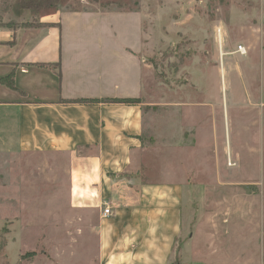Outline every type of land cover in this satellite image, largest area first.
Masks as SVG:
<instances>
[{"label":"rangeland","instance_id":"1","mask_svg":"<svg viewBox=\"0 0 264 264\" xmlns=\"http://www.w3.org/2000/svg\"><path fill=\"white\" fill-rule=\"evenodd\" d=\"M13 2L0 0V25L25 12L15 15ZM61 7L131 12L122 31L140 38L145 63L138 101L151 149L146 174L167 177L166 161L201 188L187 201L192 237L177 260L207 263L224 258L227 246L240 258L237 232L248 225L245 248L256 264L264 225V0H66ZM26 11L27 23H37ZM66 159L0 152V264H96L97 215L71 206Z\"/></svg>","mask_w":264,"mask_h":264},{"label":"crops","instance_id":"2","mask_svg":"<svg viewBox=\"0 0 264 264\" xmlns=\"http://www.w3.org/2000/svg\"><path fill=\"white\" fill-rule=\"evenodd\" d=\"M130 13L61 7L39 17L37 26L22 25L30 21L27 11L2 18L0 152L67 157L71 206L97 215L96 264H184L177 256L187 252L192 237L187 228L194 223L187 221V201L199 187L166 161L161 168L167 177L149 179L143 103L74 102L140 98L145 70L140 38L137 44L122 31V16ZM262 226L256 264H264ZM253 231L245 225L237 232L240 258L227 246L224 258L195 264H253L245 248ZM222 233L234 239L231 230Z\"/></svg>","mask_w":264,"mask_h":264},{"label":"trees","instance_id":"3","mask_svg":"<svg viewBox=\"0 0 264 264\" xmlns=\"http://www.w3.org/2000/svg\"><path fill=\"white\" fill-rule=\"evenodd\" d=\"M66 0H14L12 10L15 15L20 16L23 11L28 10L31 15L42 17L55 13L58 6L62 5ZM10 24V23H9ZM24 26H37L38 23H23ZM74 102L92 103V102H121L125 104H135L138 98H105V99H80Z\"/></svg>","mask_w":264,"mask_h":264},{"label":"built area","instance_id":"4","mask_svg":"<svg viewBox=\"0 0 264 264\" xmlns=\"http://www.w3.org/2000/svg\"><path fill=\"white\" fill-rule=\"evenodd\" d=\"M237 52H238L239 54H245V53H246L245 48H244L243 46H238V47H237ZM102 214H103L104 216H107V215L110 214V209H109L108 206L104 205V208H103V210H102Z\"/></svg>","mask_w":264,"mask_h":264}]
</instances>
